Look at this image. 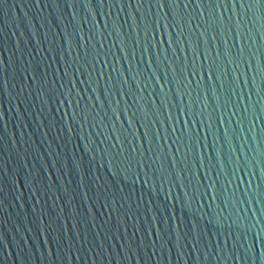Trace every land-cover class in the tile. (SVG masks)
<instances>
[{
    "label": "water",
    "instance_id": "water-1",
    "mask_svg": "<svg viewBox=\"0 0 264 264\" xmlns=\"http://www.w3.org/2000/svg\"><path fill=\"white\" fill-rule=\"evenodd\" d=\"M0 264H264V0H0Z\"/></svg>",
    "mask_w": 264,
    "mask_h": 264
}]
</instances>
